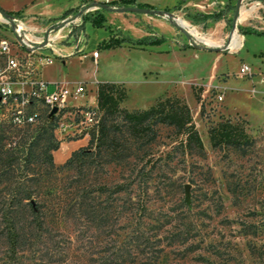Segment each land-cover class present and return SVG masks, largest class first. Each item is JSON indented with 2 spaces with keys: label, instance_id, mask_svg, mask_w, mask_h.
Segmentation results:
<instances>
[{
  "label": "rangeland",
  "instance_id": "374dc122",
  "mask_svg": "<svg viewBox=\"0 0 264 264\" xmlns=\"http://www.w3.org/2000/svg\"><path fill=\"white\" fill-rule=\"evenodd\" d=\"M139 1H160L163 5L156 8H168L178 21L164 13L112 8L105 10V26L90 22L87 30L78 24L95 12L88 0H0V6L19 11L40 28L73 17L62 32L74 25L79 35L57 38L54 44L60 53L44 67L50 91L51 81L70 85L82 81L87 93L72 101L95 104L98 80L115 81L125 87L122 105L129 109L149 107L168 95L180 96L191 108L204 148L184 147L173 126L160 124L154 142L134 141L133 163L125 167L111 163L103 172L90 174L124 180L128 167H136L131 202L126 194L101 196L103 205L127 201L120 219L57 231L53 243H40L18 256L0 244V264H264V48L261 38L242 34L238 27L264 29V0H241L237 17L238 0ZM78 6V14L63 17L67 9ZM220 11L219 19L202 17ZM182 20L195 27L182 25ZM111 32L131 40L115 48L100 46ZM142 37H162L163 42H133ZM253 43L260 48H253ZM70 44L76 45L72 52L62 48ZM81 46L86 48L83 56ZM94 50L100 53L97 57ZM243 64L250 66L246 73L240 71ZM228 118L243 123L254 143L245 148L214 146L209 129ZM71 138L80 137L60 138L58 161L72 147ZM89 138L90 133L75 142V148ZM71 175L75 171L59 170L46 177L64 185L75 177ZM51 253L57 260L49 263L46 257Z\"/></svg>",
  "mask_w": 264,
  "mask_h": 264
},
{
  "label": "trees",
  "instance_id": "16d2710c",
  "mask_svg": "<svg viewBox=\"0 0 264 264\" xmlns=\"http://www.w3.org/2000/svg\"><path fill=\"white\" fill-rule=\"evenodd\" d=\"M95 1L101 7L92 15L83 16L80 24L83 29L87 22L105 26V10L116 6L154 7L149 3H137V0H88L87 5ZM73 12L78 14L79 6L67 9L63 17ZM222 16L221 11L202 14L204 19ZM238 27L244 34L264 33V29L252 25L239 24ZM128 40L130 37H120L111 32L110 37L99 45L115 48ZM133 42L138 45L160 44L163 38L142 37ZM126 95L121 83L110 80L97 82L99 121L90 129L88 143L73 149L62 163H58L54 155L62 142L55 133V121L45 118L25 128L0 127V244L6 246L12 255H22L40 243H53L57 231L81 230L92 222L112 224L120 219L128 209L127 201L121 205L113 201L103 205L101 196L126 194L131 202L137 184L136 167H128L130 171L124 175V180L109 181L102 175L93 177L90 174L103 172L111 163L123 167L133 163L134 141L154 142L159 136L160 124L173 126L182 136L180 143L184 147L204 148L191 108L182 97L168 95L149 107L129 109L122 105ZM209 134L214 146L245 148L254 143V137L245 125L229 118L212 125ZM59 170H73L75 175L71 176L75 177L68 178L64 185L47 179L46 175ZM59 186L61 189L57 191ZM55 187L54 192H49ZM117 205L120 206L118 209ZM52 257V253L46 257L49 263L57 260Z\"/></svg>",
  "mask_w": 264,
  "mask_h": 264
},
{
  "label": "built area",
  "instance_id": "2783aa9c",
  "mask_svg": "<svg viewBox=\"0 0 264 264\" xmlns=\"http://www.w3.org/2000/svg\"><path fill=\"white\" fill-rule=\"evenodd\" d=\"M88 6L95 10L101 7L97 1ZM1 8L0 127L25 128L47 118L55 121V133L59 138L87 136L99 121L100 109L97 103L77 105L72 101L86 95L87 85L82 81L70 85L67 81L55 80L51 81L54 89L50 91V81L43 76L44 67L53 63L55 54L60 53L55 40L60 36L79 35L74 25L66 33L62 32L74 21L73 17L58 19L49 27L40 28L30 24L21 13ZM190 26L195 27L191 23ZM80 49L83 56L86 48L81 46ZM93 54L97 57L99 51L94 50ZM249 70L248 64L240 69L242 73ZM54 107L57 109L52 113Z\"/></svg>",
  "mask_w": 264,
  "mask_h": 264
},
{
  "label": "crops",
  "instance_id": "0c3cea01",
  "mask_svg": "<svg viewBox=\"0 0 264 264\" xmlns=\"http://www.w3.org/2000/svg\"><path fill=\"white\" fill-rule=\"evenodd\" d=\"M185 1V0H184ZM183 1V2H184ZM180 2H181V0H180ZM137 3H143V2H141V1H139V0H137ZM145 3H147V2H145ZM150 4V3H149ZM151 5H153L154 7H161L163 4H161V2L159 1L158 2V4H151ZM120 12V11H119ZM210 13H213V12H210ZM106 14V13H105ZM107 16V15H106ZM210 18V17H209ZM208 19V18H207ZM107 20H108V16H107ZM106 20V21H107ZM89 24H90V22H87L86 23V26H87V30H89ZM92 26V25H91ZM259 29V28H258ZM242 34H244V33H242ZM246 35H250V36H254V37H257V38H261L260 39V41L262 42V47L261 48H264V33L263 34H257V33H246ZM88 44V43H87ZM253 48H260V45L259 44H256V43H253ZM64 50H68L69 52H72L71 50H72V48H76V45L75 44H70V45H65L64 47H62ZM107 49H109V48H107ZM100 54V53H99ZM44 72V71H43ZM98 81H100V80H98ZM87 138V136H84V137H80V138H78V139H71V140H69V141H72V142H74L73 144H72V147L69 149V151L67 152V154L61 159V160H59L58 161V159H57V150H55L54 151V155H55V160L58 162V163H62L70 154H71V152H72V150L75 148V142H77V141H79V142H81V141H83V140H85ZM63 143V142H62ZM81 144H84V143H81Z\"/></svg>",
  "mask_w": 264,
  "mask_h": 264
},
{
  "label": "water",
  "instance_id": "95a60500",
  "mask_svg": "<svg viewBox=\"0 0 264 264\" xmlns=\"http://www.w3.org/2000/svg\"><path fill=\"white\" fill-rule=\"evenodd\" d=\"M240 2L241 0H238V3H237V8H236V13H235V17L238 16L239 14V7H240ZM106 6V4H105ZM1 8V7H0ZM115 10L117 11H132V10H137V11H141V12H146V13H151V14H155V13H164V14H167L168 17L174 21V20H177L178 21V18L175 17L174 13L173 12H170L169 10H163V9H159V8H156V7H149V6H139V5H124V6H117V7H113ZM2 9V8H1ZM5 11V10H4ZM6 13H8V11H5ZM233 33V32H232ZM57 107H54L53 110H52V113L54 111H56ZM51 113V114H52ZM187 187V191H188V185H186Z\"/></svg>",
  "mask_w": 264,
  "mask_h": 264
},
{
  "label": "bare ground",
  "instance_id": "6f19581e",
  "mask_svg": "<svg viewBox=\"0 0 264 264\" xmlns=\"http://www.w3.org/2000/svg\"><path fill=\"white\" fill-rule=\"evenodd\" d=\"M181 23H182V25H184V26H188L189 25V23H187L186 21H181ZM237 38V37H236ZM240 39V38H239ZM239 40L238 39H235V43H237V44H239ZM235 45V44H234ZM233 46V45H232Z\"/></svg>",
  "mask_w": 264,
  "mask_h": 264
}]
</instances>
